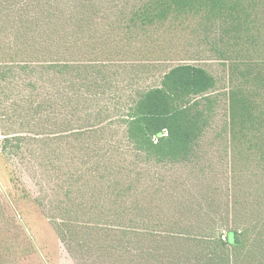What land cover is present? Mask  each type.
Here are the masks:
<instances>
[{
  "label": "trees",
  "instance_id": "trees-1",
  "mask_svg": "<svg viewBox=\"0 0 264 264\" xmlns=\"http://www.w3.org/2000/svg\"><path fill=\"white\" fill-rule=\"evenodd\" d=\"M120 2L0 0V24L12 32L9 49L0 48L6 57L0 58V91L5 89L10 93L6 98L9 103L6 107L10 109L5 111L12 119L20 118V126L25 127L30 124L32 114L55 117L61 103L64 118L55 117L53 127H73L69 130L70 136L83 138L88 131L92 134L105 129L107 120L111 126L122 127L125 144L116 151L119 155L142 157L156 164L186 162L194 155L210 125L217 79L202 66L180 63L166 66L160 78L152 74L159 78L158 85L135 90L134 79L149 72L151 67L149 59L138 56L153 49L155 41L162 48L161 43L166 40L161 37L155 40L151 33L154 28L197 19L201 30L218 27L221 29L218 34L230 39L223 48L215 45V52L226 57L235 46L245 48L250 44L251 3L247 4V0H150L132 10L124 24L120 18L115 20L116 11L123 10ZM7 54L11 57L7 58ZM240 65L248 72L255 67L249 60ZM131 72L135 73L133 80L125 83ZM25 79L30 81L31 89L17 91L14 87ZM38 83H42L43 91L35 88ZM18 94L22 96L15 99ZM20 98L25 101L19 103ZM228 98L233 136L236 139L242 134L247 138L245 131L255 129L260 119L258 107L244 86L233 88ZM85 117L88 126L83 130ZM12 141L14 138H6L4 142L9 145ZM67 173L65 185L78 187L82 177L74 170ZM118 173L126 181L132 174ZM119 186L118 182L115 188H121L119 193L123 195L130 193L133 184ZM83 201L86 205L77 204L74 209L63 212L61 220L47 216L57 226L60 240L63 232L70 239L87 236V240H92L95 234L97 239L108 240L115 236V244L125 250L148 236L159 248L153 251V257L164 258V264H264V214L256 220L252 216L254 221L242 226L237 222L240 218L237 212L235 225L218 222L206 225L200 223L205 218L198 216V223L186 226L180 220V213L169 210L174 211V216L167 218L172 221L158 217L154 221L150 219V226L143 228L144 220L137 204L123 209L113 202L117 210H107L100 205L101 197L91 195ZM155 223L172 226H164L162 230L163 225ZM63 239L67 241L66 236Z\"/></svg>",
  "mask_w": 264,
  "mask_h": 264
},
{
  "label": "rangeland",
  "instance_id": "rangeland-1",
  "mask_svg": "<svg viewBox=\"0 0 264 264\" xmlns=\"http://www.w3.org/2000/svg\"><path fill=\"white\" fill-rule=\"evenodd\" d=\"M119 1L123 10L116 11L115 20L120 18L121 23L126 24L124 21L130 17V12L150 0ZM247 1L252 6V31L250 44L245 48L235 46L230 49L232 54L221 57L215 52V45L223 48L224 43L230 41L218 34L221 29L201 30L197 19L190 22L185 19L182 23L154 28L151 31L154 39L166 40L161 43L162 48L155 41L153 49L137 55L139 59H149L151 67L149 72L134 79L135 90L158 85L164 68L180 63L202 66L217 79L210 125L194 155L186 162L156 164L142 157L119 155L116 151L125 144L122 127L111 126L107 120L105 129L92 134L88 131L83 138L70 136L69 130L73 127H53L55 117L64 118L61 103L55 117L32 114L30 124L21 127L20 118L12 119L5 111L10 109L6 107L10 93L5 89L0 91V264H158L157 261L164 264V258L153 257V251L159 248L148 236L141 237L136 244L127 243L125 250L115 244V236H111L113 241L97 239L95 234L92 240H87V236L70 239L63 232L60 240L57 226L52 221L53 226L47 216L61 220L63 212L74 209L77 204L86 205L83 200L91 195L101 197L100 205L107 210H117L113 202L123 209L137 204L142 212L143 228L158 217H173L174 211L169 210L180 213V220L186 226L198 223V216L206 219L200 222L206 225L214 222L235 225L236 212L240 217L237 222L242 226L264 214V0ZM10 39L12 32L0 24V48L9 49ZM0 55L6 58L2 49ZM9 57L11 55L7 54ZM138 57L135 60H139ZM244 60L252 61L255 66L252 71H244V66L240 65ZM152 74H158L159 78ZM134 75L131 72L130 79L126 77L124 82L132 81ZM28 83L30 81L25 79L14 88L26 92L31 89ZM237 86L249 90L260 119L255 129L245 131L247 138L239 134L235 139L230 125L228 94ZM41 87L42 83L35 86L43 91ZM21 96L18 94L15 99ZM87 122L85 117L83 130ZM55 133L59 137H55ZM19 137L23 139L15 140ZM6 138H14V141L7 145ZM72 170L82 177L74 188L65 185L67 172ZM118 172L132 174L126 181ZM118 182L120 186L133 184L130 193L120 195L122 189L115 188ZM158 225H163L162 230L164 226H172ZM64 236L67 241H63Z\"/></svg>",
  "mask_w": 264,
  "mask_h": 264
}]
</instances>
